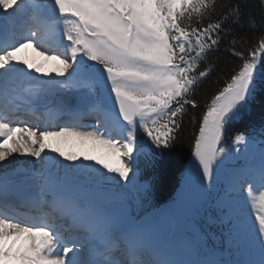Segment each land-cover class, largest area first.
<instances>
[{
	"label": "snow or ice",
	"instance_id": "6c2138e0",
	"mask_svg": "<svg viewBox=\"0 0 264 264\" xmlns=\"http://www.w3.org/2000/svg\"><path fill=\"white\" fill-rule=\"evenodd\" d=\"M225 7L212 22V0H0V16L29 11L36 20L50 10L45 19L63 49L44 46L39 25L6 46L0 41V99L12 97L13 78L22 75L43 80L45 95L67 93L70 102L58 110L69 121L95 116L87 126L39 127L19 119L13 126L0 114V162L11 163L13 154L33 158L31 201L47 209L35 223L0 214V264H264V212L246 217L240 197L245 185L249 194L264 189V15L249 16L259 35L239 47L232 26H244V13L239 3ZM221 44L230 58L201 101L197 89L220 71L210 57ZM28 47L62 67L42 72L18 61ZM245 118L252 130L235 131L228 143ZM189 126L187 183L209 219L223 226L233 259L194 253L179 207L137 217L127 204L130 186L148 191L138 184L141 162L164 161ZM76 147L102 150L119 166ZM236 161L243 165L229 169ZM7 181V172L0 174V200L7 199Z\"/></svg>",
	"mask_w": 264,
	"mask_h": 264
},
{
	"label": "trees",
	"instance_id": "16d2710c",
	"mask_svg": "<svg viewBox=\"0 0 264 264\" xmlns=\"http://www.w3.org/2000/svg\"><path fill=\"white\" fill-rule=\"evenodd\" d=\"M216 5V10L212 18V22H215L216 18L221 16L226 12L227 5H234L239 3L241 5V11L244 16L241 20L243 27L239 25H233L234 28L233 35H235L243 43L238 45L239 47L246 46L249 41L253 39L254 36L259 35V29H251L247 25V20L249 16H254L257 21L260 20L261 16L264 15V8L261 7L260 0H212ZM207 17H205L203 23H208ZM221 51L216 53V55L211 56L210 59L216 61L219 65L220 71L212 75L210 81H205L197 89L198 98L203 101L205 93L210 92L211 88L215 85L216 75L221 74L225 69V60L229 59V54L225 53L222 49L225 47L221 44ZM255 117L256 121L259 120L260 105L257 104L255 107ZM252 129L250 128V119L245 118L236 122L233 126V132L228 133L226 137L227 142L231 141V137L235 131L244 132L247 135ZM193 129L189 126L187 130L183 133L181 141L177 146L171 151L170 155L165 158L164 161L156 163L153 165L151 162L142 161L140 167V176L143 182L149 184V189L147 193H134L129 187L127 192V204L130 208L131 213L137 217H145L150 212L161 209L168 208L174 205L179 199L183 188L185 179L187 176V169L191 164V152L189 148V140L191 139ZM227 145V144H226ZM114 163V162H112ZM115 183V181L113 182ZM264 201L260 200L262 204V212H264ZM197 213H200L204 217L208 218L207 211L204 207L199 205ZM200 228V227H199ZM204 232L199 229V238L202 240ZM216 235V234H215ZM207 244L211 249H215L210 240L207 239ZM215 251V250H213ZM218 251V250H216ZM219 252V251H218Z\"/></svg>",
	"mask_w": 264,
	"mask_h": 264
},
{
	"label": "rangeland",
	"instance_id": "374dc122",
	"mask_svg": "<svg viewBox=\"0 0 264 264\" xmlns=\"http://www.w3.org/2000/svg\"><path fill=\"white\" fill-rule=\"evenodd\" d=\"M25 14H31V13L29 11H26L24 13L12 14L10 16H6L7 17V18L5 17L6 21H3L4 22L3 24H5V25L7 23L10 24L12 22L13 18L20 16V15H25ZM57 33H59L58 29H56L54 34H53V36L56 38V40L58 39V36H59ZM38 52H39V50L35 49L34 47L24 48L19 53H17L16 59L18 61L19 60H27L30 64H32L34 66H41L42 72H52L54 69H58V68L62 67L56 61L46 60L43 56L39 55ZM45 86L46 85H45L44 81L42 82L40 87L36 86L33 88L31 86L29 88L28 95L29 96L33 95V92H32L33 89L38 91V92H41V88L45 87ZM41 95H43V96H41L40 98L44 97L43 100L44 99L49 100L51 98L50 96L56 98L58 100V102H57L58 107L59 106L63 107L65 104H67L71 100V97L67 93H63V94L62 93H56L54 95H45L41 92ZM50 144H52L53 147H62L66 151L71 150V146H69V145L57 144V143L52 142V141H50ZM240 146L241 147L243 146V142L241 143ZM75 150L78 153H81L82 155L87 154L90 156H96L98 158L103 159L104 162L109 163L110 165L112 162H114L117 166H119V162L116 160V158L114 156L105 155L102 150L81 149L79 147H76ZM9 159H11V157ZM5 162H7V161H5ZM11 163H14V164H11ZM11 163L7 164L5 172H7L8 176H11L14 181L20 182V180H22L24 178H29V180L32 179L31 176H33V169L35 168V163L33 161L29 162V160H27V156H21V157L19 156L18 161L16 160L15 162H11ZM242 165H243V161H236L234 164L230 163L228 165V168L229 169L239 168ZM230 180H231V176L229 175L228 177L225 178L224 183L226 184V182L228 183ZM186 187L189 188L187 180H186ZM260 191H261L259 193L260 195L264 194L263 189H260ZM183 194H185V190H184ZM249 197L252 198L251 195ZM189 200H191V202ZM185 201H187L190 208H196L199 204L196 200V197L194 196V194L192 193L191 190H189L187 192V194L185 196ZM168 210L169 209H167L165 211H168ZM159 213H162V211ZM159 213L153 214V216H155ZM246 217H251V213H250V215L249 214L246 215ZM187 238H188V241L190 242V244L192 246L193 252L195 253V250L197 248L196 242L193 241V238L191 236H190L191 239L188 236H187ZM197 250L199 251L198 248H197ZM232 251H234V250H232ZM226 256L230 259L235 258V254H232L229 249H227Z\"/></svg>",
	"mask_w": 264,
	"mask_h": 264
},
{
	"label": "bare ground",
	"instance_id": "6f19581e",
	"mask_svg": "<svg viewBox=\"0 0 264 264\" xmlns=\"http://www.w3.org/2000/svg\"><path fill=\"white\" fill-rule=\"evenodd\" d=\"M0 11H2V10H0ZM43 25L44 26H47L48 24L45 22V21H43ZM55 50V49H54ZM14 80V84H18V82H19V80H15V79H13ZM40 97L41 96H43V95H41V93H40V95H39ZM52 104H53V102L52 103H50L49 105L50 106H52ZM11 118V117H10ZM21 157V155H19V154H14V157L15 158H11L10 160H11V162H15L16 160L18 161V157ZM27 160H29V162L30 161H33L34 162V160H33V158H31L30 156H27ZM9 162L7 161V162H0V174H4L5 173V170H6V166H7V164H8ZM11 164H14V163H11ZM19 167V166H18ZM32 177V176H31ZM23 184H35V181L33 180V179H30L29 180V178H24V179H22V181H21ZM7 183H8V185H14L16 182L15 181H13V178H11L10 176H8V181H7ZM21 189H22V187H20ZM7 215V214H6ZM8 216H10V215H8Z\"/></svg>",
	"mask_w": 264,
	"mask_h": 264
},
{
	"label": "water",
	"instance_id": "95a60500",
	"mask_svg": "<svg viewBox=\"0 0 264 264\" xmlns=\"http://www.w3.org/2000/svg\"><path fill=\"white\" fill-rule=\"evenodd\" d=\"M50 14V10L48 11V12H43V16H44V18L47 16V15H49Z\"/></svg>",
	"mask_w": 264,
	"mask_h": 264
}]
</instances>
